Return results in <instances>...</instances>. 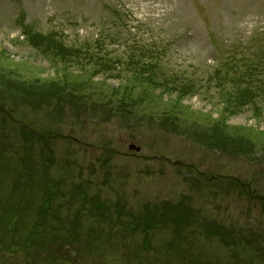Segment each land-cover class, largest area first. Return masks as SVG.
<instances>
[{
	"label": "rangeland",
	"instance_id": "374dc122",
	"mask_svg": "<svg viewBox=\"0 0 264 264\" xmlns=\"http://www.w3.org/2000/svg\"><path fill=\"white\" fill-rule=\"evenodd\" d=\"M64 46L158 64L168 108L0 113V264H264V0H0V91H42Z\"/></svg>",
	"mask_w": 264,
	"mask_h": 264
},
{
	"label": "trees",
	"instance_id": "16d2710c",
	"mask_svg": "<svg viewBox=\"0 0 264 264\" xmlns=\"http://www.w3.org/2000/svg\"><path fill=\"white\" fill-rule=\"evenodd\" d=\"M63 48L67 49L63 50ZM63 48L59 50V56H57V54L53 55V58L56 59L53 62V69L56 71L54 75L55 77L45 81L46 83L43 87L40 86L37 88L43 89L42 91L35 90L32 92L25 88V90L28 91L30 98L28 95H24L21 90H24V87H36L37 83L35 82L33 84L27 83L28 85L25 83L24 85H21L11 82V85L4 87V89L0 91V113L3 115V118L1 116L3 122H7L4 120V116L12 117L10 115L16 112L14 109L22 104H25L33 109L40 107H51V111L54 114V119H56L62 114V111L66 105L77 107V104L84 103L81 99L82 97L80 98L79 94H77L79 92H82V95L86 96L85 99L87 100L99 99V97H102L106 100L109 99V106L107 108L111 111V113H116L125 117H127L129 115V111H131L126 107L127 104L130 106L132 105L130 102L131 100L137 105H142L143 102H145L151 105L159 104L164 108H168V106H166L167 103L161 102L159 97L160 95L158 96L155 93L156 85L154 83L155 77H153L155 73L153 72L156 71V66L159 67L158 64L155 65L153 62H143L141 58L136 59L134 57H130L126 62V66H116V61H114L112 58L104 59V57H101L99 54H88V50H90V48H87L88 50L86 51L83 50L82 53L79 51V49L75 48L81 53V57H76V51L70 52V49H73V47L69 48L64 46ZM75 71H78V73H74ZM93 71H97V73L106 72L107 74L109 73L110 75L120 78L121 80L116 86L111 84L108 85L103 81L94 82L92 80V77H94L92 75L94 73ZM220 84L221 83H218L219 86ZM68 85H70L71 88H66ZM221 85L225 87L224 84ZM11 90H19L20 92L15 94ZM174 90L179 91L180 96L186 94L181 88L175 87ZM250 91V87H248V89L244 88V90L237 89L236 95L241 94L243 97H251L249 96L251 94ZM225 93V95L229 97L227 104H232L234 101L230 99H232L234 95H230V90H226ZM93 95H95L96 98H93ZM36 97L38 98L36 99ZM7 100L11 102L13 107H10L6 104ZM86 104L87 103L84 104L83 110H86ZM118 108L123 109L125 112L119 110ZM165 112L166 111L163 113L165 114ZM184 114L189 118L191 117L189 111H185ZM177 116L178 114H176V117ZM21 134H23V139L31 138L33 142L37 140L40 141V143L45 142L40 135H37V133L34 134L32 132L24 131ZM152 223L153 222L148 224V226H151ZM64 238L65 237L62 239Z\"/></svg>",
	"mask_w": 264,
	"mask_h": 264
},
{
	"label": "water",
	"instance_id": "95a60500",
	"mask_svg": "<svg viewBox=\"0 0 264 264\" xmlns=\"http://www.w3.org/2000/svg\"><path fill=\"white\" fill-rule=\"evenodd\" d=\"M130 148L131 149H134L135 148V150H139V147H135L134 145H130Z\"/></svg>",
	"mask_w": 264,
	"mask_h": 264
}]
</instances>
